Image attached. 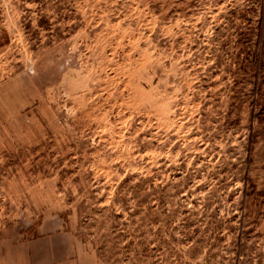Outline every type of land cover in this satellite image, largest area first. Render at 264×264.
Returning a JSON list of instances; mask_svg holds the SVG:
<instances>
[{
  "label": "rangeland",
  "instance_id": "rangeland-1",
  "mask_svg": "<svg viewBox=\"0 0 264 264\" xmlns=\"http://www.w3.org/2000/svg\"><path fill=\"white\" fill-rule=\"evenodd\" d=\"M0 264H264V0H0Z\"/></svg>",
  "mask_w": 264,
  "mask_h": 264
}]
</instances>
